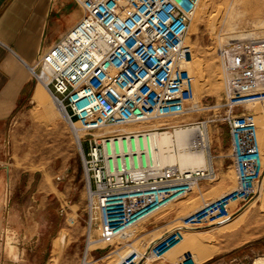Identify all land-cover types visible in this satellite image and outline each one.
<instances>
[{"label":"rangeland","instance_id":"374dc122","mask_svg":"<svg viewBox=\"0 0 264 264\" xmlns=\"http://www.w3.org/2000/svg\"><path fill=\"white\" fill-rule=\"evenodd\" d=\"M74 6L82 18L83 9ZM261 22L264 0H201L190 25L193 59L189 67L195 77L196 93L207 108L183 117L107 127L94 135L77 136L42 84L39 103L16 120L11 134L10 166L15 191L10 209L15 221L3 241L11 260L5 263L124 264L134 256L140 261L144 255L147 264H180L183 257L190 260L188 264H255L258 257H264V177L252 199L230 206L232 217L227 221L197 228L185 224L237 187L229 127L220 121L222 108H216L224 102L226 89L220 55L224 47L233 43L264 40ZM243 112L257 119L264 156V102ZM198 121H208L205 134L212 156L209 170L215 176L204 178L189 194L166 201L158 212L132 227L126 240L108 237L106 230L100 228L90 232L87 167L93 169L97 164L114 168V161L107 158L106 152L111 143L119 142L115 136L156 128H162L156 131L160 133L173 132ZM108 131L112 133L106 134ZM121 142L134 145V138ZM147 161L144 154H133L117 158L115 165L124 169L147 165ZM124 209L114 211V225L125 221ZM149 233L157 239L146 253L141 251V256L135 245ZM176 233L178 238L173 241ZM10 247L15 248L14 252ZM104 249L106 257L94 255Z\"/></svg>","mask_w":264,"mask_h":264},{"label":"built area","instance_id":"2783aa9c","mask_svg":"<svg viewBox=\"0 0 264 264\" xmlns=\"http://www.w3.org/2000/svg\"><path fill=\"white\" fill-rule=\"evenodd\" d=\"M74 1L83 17L32 68L74 134L94 135L107 127L179 118L207 108L189 67L190 25L201 0ZM220 59L226 89L224 102L216 108H222L220 121L229 127L237 187L186 220L190 228L230 219V206L252 199L264 177L257 119L243 112L264 102V40L233 43L222 49ZM207 123L190 125L205 132ZM212 176L208 170L204 178ZM132 223L116 230L108 226L105 234L115 236ZM177 238L176 233L173 241ZM179 261L190 262L185 257ZM124 264H147V258L137 261L134 256Z\"/></svg>","mask_w":264,"mask_h":264},{"label":"bare ground","instance_id":"6f19581e","mask_svg":"<svg viewBox=\"0 0 264 264\" xmlns=\"http://www.w3.org/2000/svg\"><path fill=\"white\" fill-rule=\"evenodd\" d=\"M261 23L264 25V22ZM52 99L55 101L53 96ZM55 104L57 105L56 101ZM59 109L62 113L60 107ZM108 133L112 132H106ZM258 133L264 159L260 129ZM115 137L119 142L111 143L107 157L115 161L116 158L126 155L144 154L148 160L147 165L124 169L115 167L114 170L97 164L93 169L87 167V227L90 232L96 228L106 230L108 226L116 230L133 222L114 236L126 240L132 227L158 212L166 201L189 194L204 180L206 172L210 169L212 156L210 157L208 149L210 140L208 141L205 132L197 126L166 133L129 132ZM124 138H134L135 144L123 145L121 140ZM95 178L101 181L95 182ZM216 180L215 178L214 181ZM154 190H157V193H154ZM120 207H125L126 218L123 223L114 225V211ZM116 214L121 218L120 212ZM255 264H264V259H257Z\"/></svg>","mask_w":264,"mask_h":264},{"label":"crops","instance_id":"0c3cea01","mask_svg":"<svg viewBox=\"0 0 264 264\" xmlns=\"http://www.w3.org/2000/svg\"><path fill=\"white\" fill-rule=\"evenodd\" d=\"M74 4L78 5L74 0H0V264L10 260L3 241L15 221L10 209L15 191L10 166L13 126L39 103L44 88L32 68L80 21ZM151 234L142 235L135 245L141 256L157 239ZM94 255L106 257L105 249Z\"/></svg>","mask_w":264,"mask_h":264}]
</instances>
